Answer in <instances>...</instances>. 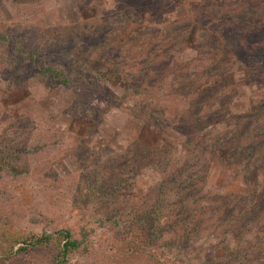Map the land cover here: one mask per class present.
Masks as SVG:
<instances>
[{"label": "rangeland", "instance_id": "rangeland-1", "mask_svg": "<svg viewBox=\"0 0 264 264\" xmlns=\"http://www.w3.org/2000/svg\"><path fill=\"white\" fill-rule=\"evenodd\" d=\"M129 14L142 23L111 32L109 41L125 51L118 69L131 81L138 75L127 68L138 66L143 48L159 50L162 32L191 23L195 34L176 49L167 46L171 75L183 74L197 91L196 79L209 75L206 90L218 112L234 121L264 110V0H0V32L44 43L98 18ZM206 32L220 40L227 35L235 49L220 57L198 37ZM55 57L51 48L39 64L55 63ZM63 65L73 90L41 84L30 69L22 74L29 68L23 62L0 61L1 220L36 233L71 230L77 237L84 228L87 247L70 264H103L117 243L150 231L143 218L161 209L159 252L172 262L264 264V163L244 177L200 151L188 159L185 144L200 149L207 133L215 137L222 129L213 123L205 131L194 128L185 143L170 127L150 125L144 106L110 80L112 63L95 51ZM190 109L186 99L158 111ZM162 192L169 197L159 204ZM175 212L180 215L171 217ZM33 261L50 264L52 256Z\"/></svg>", "mask_w": 264, "mask_h": 264}, {"label": "trees", "instance_id": "trees-1", "mask_svg": "<svg viewBox=\"0 0 264 264\" xmlns=\"http://www.w3.org/2000/svg\"><path fill=\"white\" fill-rule=\"evenodd\" d=\"M216 18L219 26L220 20H223L222 11H218ZM138 23L142 21L133 14L102 20L98 18L78 26V30L61 31L56 36L45 38L44 43L31 42L30 37L11 36L0 32V61L23 62V65L29 68H23L22 74L30 69L35 71L36 79L41 84L57 83L68 90H73L74 79L69 76L63 63L68 62L73 56L83 55L86 52L91 54L95 51L103 62L112 63L107 68L110 80L123 84L130 96H136L139 105L144 106V116L150 119V125L153 123L160 128L170 127L174 132L182 135L185 143L192 139L191 132L194 128L205 131L207 125L213 123L222 129L215 137L211 134L208 136L207 133L205 138L201 139L200 149L193 148L190 143L185 144L186 158H193L195 154L200 155L198 153L200 151L204 158L206 155H211L244 177L259 173L264 163V110L257 111L246 120L234 121L232 116H224L218 112L219 109L214 104L210 92L206 90L205 83L209 75H205L206 78L196 79L197 84L201 86L197 91L190 88L191 85L183 74L172 76L170 72L172 69L167 68L165 64L166 58L172 53H167L168 49H176L194 33L190 30L191 23H184L162 32L158 41L161 45L159 50L151 51L150 45L143 48L141 56L136 60L137 63L135 62L138 66L127 68V71H133L138 75L136 81H131L122 70L118 69V62L126 57L125 51L120 50L114 42H110L109 36L115 30ZM223 27L219 28L220 35H223ZM224 36L223 40H220L212 32H206L198 37L204 39L205 47H215L222 57L223 52L235 49L228 44ZM51 48L56 52L57 62L40 65L44 57H49ZM217 83L220 85L222 81L218 80ZM133 85L136 87H132ZM186 99L189 100V107H192L190 110H193L190 113L177 114L174 110L170 111L171 113L161 114L158 111V109L169 111L171 105L176 109L180 105L183 106ZM99 175L100 172L97 171L91 174L95 183L99 182ZM182 175L183 173L180 178ZM103 180L104 177L101 181ZM162 194L164 197L157 200L159 204L169 197L168 193L162 192ZM160 211L161 209L148 212L144 216L143 222L150 224V231L142 229L144 232L139 233L136 238L123 240L121 245L117 243L114 252L103 259V264H176L159 252L158 243L163 231L162 216L158 213ZM178 213L175 212L171 217L180 215ZM182 213H187V209H183ZM218 223L220 224L221 221ZM80 232L78 236L80 238L71 230L36 233L0 219V264H36L33 258L45 254L52 256L50 264H70L71 259L81 254L87 247V230L81 228Z\"/></svg>", "mask_w": 264, "mask_h": 264}]
</instances>
